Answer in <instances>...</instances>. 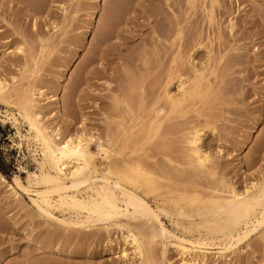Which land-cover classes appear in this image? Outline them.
Here are the masks:
<instances>
[{
	"label": "rangeland",
	"instance_id": "obj_1",
	"mask_svg": "<svg viewBox=\"0 0 264 264\" xmlns=\"http://www.w3.org/2000/svg\"><path fill=\"white\" fill-rule=\"evenodd\" d=\"M29 1L12 8L14 1L0 0V78L10 87L43 91L34 95L35 110L49 128L60 127L63 135L85 129L103 141L119 135L120 122L127 128L135 122L132 115L148 112L161 94L171 48L163 34L169 20L193 11L191 18L201 20V6L210 0H194V6L190 0ZM219 1L212 25L200 29L207 39L195 58L209 57L214 64L224 53L218 69L226 74L215 82L223 80L218 88L228 87L221 92L225 103L214 111L223 117L217 122L219 136L204 137V147L218 164L219 176L243 188L264 173V0ZM17 98L13 94L10 103L0 99V264H138L129 248L126 258L120 256L122 231L114 226L98 222L89 228H65L38 215L24 194H13L12 176H21L25 183L24 171H34L41 160L14 105ZM140 126L134 128L135 148L142 140ZM155 142L153 138L143 147L142 160L169 169ZM91 148L96 149L95 142ZM96 161L101 172L102 161ZM164 183L155 181L157 187ZM144 199L155 206L151 196ZM161 220L172 236L155 238L152 264H189L172 242L176 237L193 240L197 233L183 232L173 217ZM182 223L187 225L186 220ZM133 225L135 232L145 234L144 221ZM206 241L214 245L207 246L203 261L191 264H264V240L257 235L225 258L217 257V241Z\"/></svg>",
	"mask_w": 264,
	"mask_h": 264
},
{
	"label": "bare ground",
	"instance_id": "obj_2",
	"mask_svg": "<svg viewBox=\"0 0 264 264\" xmlns=\"http://www.w3.org/2000/svg\"><path fill=\"white\" fill-rule=\"evenodd\" d=\"M12 1V8L21 2ZM190 2L194 6V0ZM214 3L220 6L219 0L201 6V20L191 18L192 12L188 17L169 20L163 33L171 47L160 81L163 90L148 112L132 115L135 122L130 120L127 128L119 123L117 137L102 141L98 133L85 129L63 135L60 127L49 128L35 110L34 95L42 96L43 91L32 86L24 90L10 87L0 78V99L10 103L13 94L18 97L14 105L28 124L41 155L37 169L24 171L25 183L21 176H12L13 194H24L38 215L65 228H89L98 222L114 226L122 231L120 256L126 258L129 248L140 260L138 264H152L155 238L172 236L161 216L175 218V226L183 232L197 233L193 240L176 237L172 242L189 264L203 261L207 246L214 245L206 240L217 241L218 258L229 256L235 246L252 235L264 240V173L238 188L224 175L219 176L218 164L209 147H204V137L219 136L217 122L223 117L214 111L218 104L225 103L221 92L225 90L224 95L228 88H218L223 80L215 82L217 76L222 79L226 74L218 69L224 53L214 64L209 57L195 60L207 39L200 29L214 21ZM20 12L18 6L16 13ZM260 12L264 17V11ZM228 23L231 32L234 24L231 19ZM17 50L23 52L21 47ZM127 112L133 114L129 105ZM9 114L17 121L13 113ZM139 122L142 126L138 130L143 135L135 148L132 138ZM153 138L155 147L160 148L157 153L169 169L142 160L143 147ZM93 142L95 150L91 148ZM97 158L102 161L101 172L97 170ZM158 178L165 180L160 187L155 184ZM0 181L4 182L2 176ZM148 196L155 206L144 199ZM138 221L145 222V234L134 231L133 223Z\"/></svg>",
	"mask_w": 264,
	"mask_h": 264
}]
</instances>
